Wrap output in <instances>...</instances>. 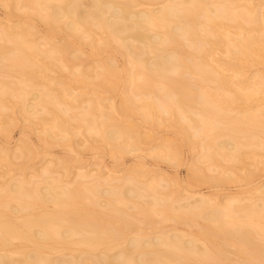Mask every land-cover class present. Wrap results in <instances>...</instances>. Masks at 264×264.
<instances>
[{
  "label": "bare ground",
  "instance_id": "bare-ground-1",
  "mask_svg": "<svg viewBox=\"0 0 264 264\" xmlns=\"http://www.w3.org/2000/svg\"><path fill=\"white\" fill-rule=\"evenodd\" d=\"M1 1L10 3L11 7L12 5L17 7L21 4L23 5L24 9L25 7H27L26 9H28V5H33L32 7L38 8V12H43V15H41V17L43 16V20H45L49 27V31L47 33V35H49V38H47L45 44L51 46L48 47L49 51H46L49 55L46 52L43 53H46L45 55H47V58L50 56L57 57V55L60 54L61 57H59V59L62 63V66L65 65L64 63H67L66 59H68V55L72 56L78 51L75 50V53L71 52L73 54L66 53L68 51H71L69 42L64 43V45L60 47H57V45L55 44H53L52 46L49 40L51 37L57 35V31L59 33L66 32L68 36H71L70 38H72V36L77 37L80 35H84V37L92 40L93 47L99 50L100 48H108L114 42L117 43V50H119V52L127 57L132 63L133 70L130 71L131 73L129 72L128 74H126V83L128 82L129 84H136L137 87L139 86V89V84L144 80L145 83H141V88H143L146 83L148 87L151 85H159L160 87L158 89L165 90L163 92H166V94L164 96L162 94V96L164 98H168L169 101L171 100L173 102L172 104H174L173 107L175 108L174 109L169 107V104L171 102L169 103L166 98L165 99L167 101H160V97L159 99H156L158 100L156 101L153 100L154 98L152 99V96L151 99H146L148 95L144 97L145 99L141 100L142 102L140 103V105L136 106L133 103V100H131L132 98L128 96L129 94L127 93L125 98L121 102L120 107L116 110L118 113H129L136 110L146 122H150L152 124H154L155 122H157L158 124H164L165 121L162 119V115L160 116V113H170V116L175 117V115H173L174 111L179 112L181 114V119L183 118L184 121L186 119L189 124L198 123L200 138L202 139V143L204 142L203 145L201 143L200 146L203 147L202 150L204 149L205 153L206 151H211V148L216 147L217 151L221 150V152H230L226 155H228L229 157L230 154H232L230 158L232 157L231 160H236L237 164L247 163V160L244 161L245 154L242 152L244 150L241 149V147H245L247 143L245 144L244 142L240 141L244 139L242 137H240L242 139H237V137H239V134L237 132L243 131L244 133L249 128H256L257 130H260V132H263L264 130V74H258L257 77L254 78V80L248 81V79H244L243 72L237 64L239 61H243L244 63H247L249 65H255L264 61V28L262 27L261 23L262 17L260 15V11L256 8V6L246 3L245 0H175L176 3L172 2L174 0H171V3L169 2V5H162L158 8L147 7L144 9H137V7H139L143 3L152 4L154 0ZM19 1L22 3L19 4ZM172 3L181 7H183L184 5L187 7L178 9L179 7L175 8V6H171ZM210 5H213L215 7L214 10H211ZM20 7L18 9H21ZM188 8L191 11L193 9L192 13L191 11H188ZM195 9L197 12L199 11L201 14H203V16L201 15L203 19L205 18V25L200 23L204 28V32L201 31V33L203 32L204 34L203 37L200 36L201 33L199 34L197 30L199 29L197 28V17H200V14L198 15L197 12L194 13ZM189 14L192 15L191 18L189 17ZM32 28V26L27 24L26 26L22 27L17 25L0 24V35L2 34L1 36H3V39L5 38L7 42L11 43V45L13 44V47L7 49V51H2L3 49L0 48V65L3 64L6 60H10L6 75H8V77L15 76V78L18 80L17 83L24 86L22 89H20L21 86L19 87L18 85H15L13 89L18 86L19 90L15 91L14 94L12 93L13 91H11L12 89H9L11 93L7 90L8 86L6 89V84L2 86L4 87V90L2 89L3 91L0 92V128L5 129L4 125H6V118L8 116L6 115L7 117H5L3 111L13 109V105H10V99L14 96L15 98L18 97V100H21H19L20 102H17L18 104L16 103L21 112H24L31 117H34V115L36 114L37 116H39L38 112H44V114H47L49 116L47 119H45L46 116L42 119L41 116L37 117L41 122H44V125L47 124V128L45 127V129H43L44 135L50 134L49 131H57L63 135L60 141L66 142L75 134L71 132L72 130L70 128V125L67 122L66 118L62 117L63 114H60L62 111L59 108L64 106V108L66 107L65 110L69 112L70 110L77 108L75 107V104L78 105V102L82 103L87 101L89 104V106L87 107L89 111H87L89 114L88 116L92 115L93 117H95L98 115V119L95 118L93 122L94 124H92L94 126L88 127V130H90V132H94L103 140H106L114 151L119 150L118 152L126 151L130 153L132 150H134L136 139L131 136V133L138 131L136 129V126L126 125L120 122V119V121L116 120V118L114 120L113 116L111 115L112 112L115 111V108L113 106H109L111 111H108L106 113L101 111L103 103L107 99L98 96L99 94L97 95V92H95L98 88H102L100 90H104L105 88L103 89V87L106 86V88L109 89V87L113 86V82L115 84V78L117 77L118 69H116L113 61L109 60V63L106 65L99 64L97 66V71L93 75H90L82 68L81 70L78 69V71L72 74V78L75 77L74 79H76L79 84H89L90 87L88 85L87 87L93 90V92L90 94L85 92L83 89L77 93H73V90L65 87L62 83H59L60 88H54L55 86H53V84L42 85V83L40 84V82L37 83V77L42 76V73L48 69L47 66L49 62L46 61V63V59L40 58L44 55L43 53H39V45H37L38 42L34 38L35 33L30 31ZM200 29H202V27ZM96 30H98L97 33L103 34L104 37L97 39L98 37L96 34ZM187 37L190 41L202 46V49L199 50L200 52L198 51L199 54H197L194 59L190 58L191 56L189 57L190 54L188 52L184 54L182 52V48L180 47L181 45L179 44V39L183 40ZM219 48H223L226 50V54L229 58L227 61L213 60L211 58L212 53ZM65 54H67V56ZM254 57H257V59ZM72 58H74V60L76 61L78 57L75 59V56H73ZM98 63L99 62H97L96 64ZM79 67L81 66L79 65ZM176 72L178 74L180 72L181 76L185 77L190 75L192 76V79L196 80L195 78H198L201 81H198V83L196 80L193 84L196 87L195 89L199 91V94H202V96H204V102H202V96V99L200 98L201 102L204 103L203 105H205L204 107L201 104L204 108H199L198 103L194 104L189 99H187L188 101L185 100L186 98L184 97L186 96V94L189 93L192 95L195 90L190 87L191 85L193 86L192 83L187 84L189 82H185L186 80H183L182 78L178 80V77L180 76H178ZM174 73L177 75V79H175L174 76V78L172 77ZM203 81L213 82L215 83V86L212 89H208L206 88V86H203L205 84V82L203 83ZM232 81H236V83H232ZM196 83L197 85H195ZM200 83H203V85H200ZM39 86H43L44 88H46V91H48L47 93L49 94L41 96L42 94L38 95V92L36 94L32 93L28 89L25 90L27 87H29V89H34L35 87ZM196 94L198 95V93ZM88 95H90V97H88ZM258 95L262 96L258 97ZM197 97H200V95ZM196 101L199 102L198 100ZM201 102H199V104ZM249 102L252 103V105L255 104L253 105L254 108H251L249 106L251 108L249 109V107H247L249 105ZM247 103L248 105L245 106ZM235 105L239 108H242L241 110L243 112L239 113L240 115H238L237 117L234 116L233 118H229V116L228 118H225L222 115L227 120L226 124L222 126L220 122L223 121L224 123V119H221L219 121L217 117L219 118L221 113L219 115L218 113L223 112L225 115H228L227 109ZM57 106L61 112L56 109ZM167 108H170L171 111H168ZM193 109L196 110V112ZM63 113H66V111ZM191 113H196L195 115L197 118H193L195 115H193L192 117ZM176 119L177 118L173 119V124L175 123L174 125L178 127L180 122L179 120L176 121ZM83 122L80 125L87 126L86 123ZM8 125L9 123L6 126ZM108 127L111 128L108 130ZM242 128H244L245 130H243ZM249 131L251 132V130ZM235 132L238 134L236 135V137L234 136L235 134H232ZM246 133L248 132L246 131ZM194 134H196V131ZM147 137H149V135ZM222 137H231L232 139H234L233 141H235V143L231 144L225 139L220 140V138ZM248 137L251 138L244 140H254L257 138L256 135H251ZM258 140L259 141L256 140L257 143L255 142V144H253V147H263L264 150V139L260 138ZM230 141L232 140L230 139ZM128 143L129 148L124 149V144ZM251 145H249L248 148H250ZM247 146L248 145H246V147ZM165 148V150H167L168 152L171 151V147H169V145ZM5 150L3 148L0 149V159L3 158L10 163V161H12L10 160V153L6 152ZM210 151L204 157H208V155H210L209 158H211L214 155V152H211L213 154L212 155ZM257 152L258 151L256 150H252V152H249V155L251 157H259L258 155H260L261 153L259 154ZM202 154L204 155V153ZM262 154V156H264V151ZM169 158L172 157L166 156V159L169 160ZM247 158H249V156ZM208 161L212 160L208 159ZM213 162H216L215 159L213 160ZM249 162L250 160L247 164H249ZM44 169H46L44 170V173L48 172L49 174V172L51 171L50 169L48 171V167ZM52 171L50 172V174H52ZM133 172L130 173L131 175L128 174L129 176H125L127 177L125 182L128 181L132 183L136 180L135 173L138 172ZM140 173L141 172H139L138 174ZM83 177L84 176L81 175V177L79 178L83 179ZM228 177L230 176L228 175ZM106 180L108 181V183L112 184L111 186L109 185L110 187L108 189L105 188L103 190H100L98 180V182L95 181L92 182V184H76L71 188L69 187V189L68 187H66L67 189L63 188L64 190H60L59 188L61 187H58V183L61 181L58 178H52L50 181H45V186L38 187L37 184V187H32L35 188L34 193L32 194L31 192H29L30 194L27 193V190H25V181L21 182L19 180L20 182L14 184L9 183L8 185H5L4 183L0 185V190H4V188L8 189L7 192L6 190L3 191L7 193H4V195L7 196L9 194V196L5 198L6 200H2V197L4 195L2 196L1 194L2 197H0V201H3L7 208V212L4 209L5 205L2 210L0 209V264L207 263L204 260L201 261L200 259L202 258H199L198 260L197 258L194 259V256H205L208 253H211L210 249L208 247L201 248L197 242V239L191 237L185 239L186 236L180 233H173L170 236H159L158 234V236L152 237L150 241H143V237L137 238L138 236L132 238L129 237V239L127 238V241L125 242V245L123 247H120L121 242L116 240L115 233L112 234V230L115 228L114 226H110L112 223V219L120 221V219L118 218L121 217L120 211L122 210L119 211L116 209V207L114 208V203L126 200L125 202L127 203L125 204L128 205L129 208L132 207L134 209H142L143 206L141 207L142 204L141 202L139 203V198L143 200L145 194L141 198V196H139L140 192H137L138 190L135 191L131 189L132 187L128 188L127 186V188H124V185V187H122V185H119L117 183V181L120 182V178L116 179L113 176H110V174L107 175ZM160 180L163 179L161 178ZM150 181L149 183L144 184L145 187L142 185L145 188L143 190L147 191V193L151 191L156 192V189L158 190L161 182L155 183V181L158 182V180H153V182ZM133 184L136 183L133 182ZM26 188L29 189L30 187ZM83 191L91 193L94 196V199L97 198V195L95 193L100 192L101 194H99V196L101 195L100 197H103V199L105 200L104 203L106 207H111L110 209L113 208V210L115 211L114 215H116L117 217H113H116V219L112 218V214H110L111 216H109V218L104 217L103 219L105 220V218H108L107 222L104 223V221H102V225L101 227H99L98 225L101 221L100 219L98 220L99 217H92V215L90 216L88 214L89 212L85 208V203L83 202L85 200L81 198V195L84 194ZM257 191L260 192V196L257 197V199H259L257 201L258 203L255 202V204H252V208L254 209L249 207L251 205H249L248 207L245 206L246 204H242L243 207L241 206L242 208L240 210L236 209V206L234 207L235 203L233 202L235 199L234 198L231 199L232 202H225L226 204H221L220 206H218L219 208L221 207L220 209L218 208L217 210H214V202H212L213 200L210 201V203L212 202L213 205H210L209 199L207 201L204 199L206 201L205 202L201 198H196L197 200L195 199L194 201H192L193 205L189 204V206L188 204H186L189 201L185 204L183 203L182 205L180 203V206L178 207L174 205V210L175 212L177 211L176 213H179V211H181V213L187 214L184 217L187 216L188 220H186V218L184 219L185 222L188 221V224L190 225L195 222V219L191 216L196 217L197 213L198 215L200 214L201 218H203V220H205L206 223L209 224L208 227L207 224H205L204 226H200V229L202 228L200 230V233L202 234L203 238L207 235L206 231L207 233H209L212 229H214L212 226L214 225L215 227V225L217 224L219 230L217 227L218 231L215 232L218 234L214 232V230L216 229L212 230V232L220 237L223 235L227 239L233 238L234 236L231 237L230 235L235 232L231 231V233V229L226 227V225L228 226L230 224L231 226H234V224H237L238 221H241L240 224L242 225V227L243 224H245L246 226L244 227L242 232L243 236H237L238 238H246L242 239V241L245 240L244 242H246L249 238L247 236L250 232L254 231V234L256 232V234L259 235L260 238V235L264 233V188H258ZM33 194H35L38 200ZM120 195H122L123 199L119 198ZM152 195L154 196L156 195V193ZM30 197L32 199H36L32 201H40L41 203L46 205L49 204L48 206H52L51 210L43 211L41 213H32L30 211L26 213V211H28V209H31V207L34 205V203L32 204V201H30L31 203L29 202ZM253 199H251L250 201H253ZM149 201H143L146 203L144 205V208L146 206V209H148L147 211H152L154 214L160 215L162 213V209L156 210V208H152V206L155 207V200L152 203ZM156 201L159 200L157 199ZM238 201H240L239 198ZM238 201L236 203H238ZM156 205L158 207L161 206V204L160 206L158 204ZM209 206L213 210H209ZM21 213H25V216L20 219H13L12 217H10V215L12 214ZM116 213L119 215H117ZM122 213L124 214V212ZM169 216L170 215L164 214V218L166 220H175V218L178 217L177 214H175L176 217L172 216L173 218ZM89 220L95 222L92 223ZM126 220L128 219H125V224H123L127 226L126 223H130ZM88 221L91 223L88 224ZM106 223L108 225H106ZM115 223L113 221L112 225ZM103 224H105V227L107 229L105 227L104 229H102ZM109 227H112L113 229ZM209 228L211 229L208 230ZM76 236L80 237L76 239ZM55 238L59 239L55 240ZM260 238L258 240H260ZM220 240H222L219 241L221 244V242L223 243L224 240L228 241L231 239L223 240L221 238ZM14 241H21L22 245H14ZM262 241L260 240V243H258V241L256 243V247H258L257 250H259L255 251L256 257L255 255H253V249L251 250L247 246H245V248L240 251L242 256L247 255L248 257L249 255H251L250 252H252V255L255 257V264H262V262L264 263V242ZM220 244H217L218 246H216V249H218L219 253L223 251L222 254H220L223 255L224 250H221L223 244ZM224 244L227 243L224 242ZM251 244H253V242ZM71 245L79 246L82 248L80 250H77L78 252L75 255L71 253L60 254L56 256L45 255V251L59 252L61 251V248L59 247L67 249ZM119 247L120 249L116 251L115 249ZM252 247L254 248L253 245ZM114 250L115 252H113ZM74 252H76V250H74ZM218 252L217 254L219 255ZM211 255H213V252ZM250 257L251 256H249L248 258ZM249 264H251V262H249Z\"/></svg>",
  "mask_w": 264,
  "mask_h": 264
},
{
  "label": "rangeland",
  "instance_id": "rangeland-1",
  "mask_svg": "<svg viewBox=\"0 0 264 264\" xmlns=\"http://www.w3.org/2000/svg\"><path fill=\"white\" fill-rule=\"evenodd\" d=\"M169 2L171 3V0H154L152 4L143 3L142 5L137 7V9H144L147 7L148 8H156V7L158 8L162 5H169ZM172 2H175V0ZM245 2L248 4H251L253 6H256V8L260 11V15L262 17L261 23H262V27L264 28V0H245ZM18 3L20 4L22 2L19 1ZM20 6L18 5L16 7V6L12 5V7H11L10 3H8V2L5 3L4 1L0 0V24L1 25H7V24L8 25H17V26H21V27L26 26V24L32 26L33 28L30 31L35 33L34 38L38 42L37 45H39L38 48L40 49V50L38 49L39 53L46 52L48 50V47H51V46H49L48 44H45L47 38H49L48 37L49 35H47V33L49 31L48 30L49 27H48L47 23L45 22V20H43V16L41 17V15H43V12L42 11H41V13L38 12V10H37L38 8L32 7L33 5H30V6L28 5V9H26L27 7H25V9H24L23 5H21V4H20ZM171 6H173V7L175 6V8L179 7L178 9H182L183 7H187L185 5L183 7H181L179 5H174V3H172ZM210 6H211V10H214L215 7L213 5H210ZM19 7L21 9H18ZM188 11H191V10L189 9ZM192 11H193V9H192ZM192 11H191V13H192ZM195 12H197L196 9L194 10V13ZM197 13H198V15L200 14L199 15L200 17H197V19H198L197 24L199 25V27L197 25V28H199L197 30L200 34L201 31L204 30L202 24H204L205 18L203 19V17H202L203 14H201L199 11ZM189 17L191 18L192 15L189 14ZM200 23H202V24H200ZM55 27H56V25H55ZM201 27H202V29H200ZM97 31L98 30H96V34L98 37L97 39H99L101 37L103 38L104 35L101 33H97ZM203 32L200 34L201 37H203V35H204ZM58 33L59 32L57 31V35L54 34L56 36L51 37L49 40V42H50V44H52V46H53V44H55V45H57V47H60V46L64 45V43L69 42V45L71 46L70 47L71 51H68L66 53L73 54L71 52L75 53V50L78 52H76L77 54L75 53L72 56H69V55L67 56V54H65L68 59H66L67 63H64L65 64L64 66L61 65L62 63L60 62V59H59V57H61L60 54H58L59 56L57 54H54V55H57V57L55 56L56 59L54 56H50L52 58L48 57L50 59L49 60L47 58V55H45L46 53L48 54V52L43 53V55L45 57L43 56L40 58L46 59L45 62L48 61L49 64L47 66L48 69L42 73V76L37 77V80H36L37 83L40 82V84L42 83V85H45V84L52 85L53 84V86H55L54 88H56V87L60 88L59 83H62L65 87L69 88L70 90H73L74 91L73 93H77L83 89L85 92L90 94L93 92V90H91L89 88L90 87L89 84L86 83L85 84L86 87L84 84H79L76 81V79H74L75 78L74 76H73L74 78H72V74L74 72L78 71V69L81 70V68H82L83 70L87 71L90 75H93L97 71V66L99 64H105L106 65L109 63V60H112L114 65L116 66V69H118V73H117L118 78L117 77L115 78V80H116V81L114 80L115 84L113 82V86L109 87V89L106 88V86H104L103 87V89L105 88L104 90H100L102 88H98L95 92H97L96 93L97 95L99 94L98 96L107 99L103 103L101 111H103L105 113L108 111H111L109 106H113L115 108V111L112 112L111 115L113 116L114 120H115V118H116V120L120 119L121 121L120 120L119 121L126 124V125L136 126V129L138 131L131 133L132 135L129 134L136 139V143L134 145L135 149L132 150L130 153L126 152V151L125 152L124 151L118 152L119 150L114 151L111 148L110 144L106 140H103L94 132H90V130H88V127L94 126L92 124H94L93 122H94L95 118L98 117V115L95 117H93L92 115L88 116L89 111H88L87 107L89 106V104L87 101H85V102L80 101L82 103L78 102L79 106L77 104H75V107H77V108H74V109L70 110L69 112L67 110H65L66 107L64 108V106L59 108L62 112L58 109V106L56 107V109H58L59 112H61L60 114H63L62 117L66 118V120L69 123L70 128L72 130L71 132L73 134H75L68 141L61 142L60 139L63 137V135L57 131H51V132L49 131L50 134L44 135L43 129H45V127L47 128V126H46L47 124L44 125L43 124L44 122H41L39 120V118H37V117L41 116V119H42L46 116L45 119H47L49 117L47 114H44V112H40V113L38 112L39 116H37V114L34 115V117L28 116L26 113L21 112V110L19 109V107L17 105L18 104L17 102H20L21 100L19 99L20 100L19 101L17 99L18 97L15 98L13 96L10 99L11 100L10 105H13L12 106L13 109L3 111V114L5 115V117L8 116L6 118L7 120L5 119L6 120L5 124L7 125L9 123L10 126L4 125L5 127L4 126L3 127L5 129L0 128V149H2V148L4 150L6 149L5 151L10 153L9 156L12 157V158L10 157V160H12V161H10V163H9L3 158H1L2 160L0 159V185H2L4 183H5V185H8L9 183L14 184V183H17L20 181L21 182L25 181L26 182V183H24V186L26 185L24 187L25 190H27V193L31 192V194H32V193H34V190H35V188H32V187H37V184H38V187L45 186V184H46L45 181H50L52 178H54V179L58 178L61 181L58 183L59 184L58 187L62 188V189L59 188L60 190H64L66 187H68V189H69V187L71 188L72 186H74L76 184H78V185L92 184V182H95V181L98 182V180H99V184H98L99 189L103 190L105 188L108 189L112 185V184L108 183V181L106 180L107 175L110 174V176H113L116 179L120 178V182L117 181V183L119 185H122V187H124V186H125L124 188H127V187L131 188L132 187L131 189H133L135 191L138 190L137 192H140L139 196H141V198L145 194L143 197V200H141L139 198V200H140L139 203L141 202L142 205L141 204L140 205H141V207L143 206L142 209L141 208H137V209L135 208L134 209L132 207L129 208L128 205L125 204V203H127V202H125L126 200L114 203V208L116 207V209L119 211L122 210L120 212L121 213L124 212V214H125L124 215L123 213L122 214L120 213L121 217L118 218V219H120V221L112 219V223H113V221H114V223L119 222V223H115L113 225L111 223L110 226H114L115 229H113L112 227H109V228L114 230V231L112 230V234L113 233L116 234V237H115L116 240L121 242L122 245L120 244V247H123L125 245V242L127 241V238L129 239V237L132 238V237L138 236L137 238L143 237V239H142L143 241H145V240L150 241L152 237L158 236V234H159V236L160 235H162V236H166V235L168 236L169 235L170 236L173 233H180V234H183L186 236L185 239L186 238L188 239L189 237L197 239L198 240L197 242L201 248L202 247H208L210 249L211 253H208L205 256H199V257L194 256V259L197 258V260H198L199 258H202V259H200L201 261L204 260L207 262V263L203 262L204 264H231V263L232 264H235V263H237V264L238 263L239 264L240 263L241 264H244V263L249 264V262H251V264H253L255 262V257H256L255 251L258 248V247H256L257 246L256 243H257V241H258V243H260V240L262 241L264 239V233L262 235H260L261 236V238H260L259 235L256 234V232H255V234H254V231L250 232L247 236L249 238L247 239L246 242H244L245 240L242 241V239L244 237L243 238L240 237L241 241H242L241 242L240 238H238V236L239 235L243 236L242 232H243V229L246 225L243 224V227H242V225L240 224L241 221L240 222L238 221L237 224H234V226H231L230 224L228 226L226 225V227L231 229L230 232L231 231L235 232V233L231 232L232 235H230V236L231 237L234 236L238 239L233 237L234 239L228 238V239H231V240H228L223 235L221 237L216 235L218 233H216L215 231L219 230V227L217 226L218 224L215 225V227H214V225L212 226L210 224L214 229H216V230L212 229V230H214V232L216 234L214 232H212V230L209 233H207V231H206L207 235L204 236V238H203L202 234L200 233V230L202 229V228L200 229V226H204L207 223L205 220H203V218H201V215L199 214L200 215L199 216L197 213L198 216L197 215H196V217L191 216L195 219V222L192 223L193 225L192 224L190 225V224H188V221H186L187 222L186 223L185 219H184V218H186V220H188L187 216L184 217L187 214L181 213V211H179V213H176L177 211L175 212L174 209H175V206H177V207L180 206L179 205L180 203L182 205L183 203L185 204L188 201L189 202L186 204L193 205L192 201H194L196 198L197 199L201 198L202 200L205 199L206 201L209 199V203H210V201L213 200L212 202H214V207H213L214 210H217L219 208L218 206H220L221 204L224 205V204L228 203V201H231V199H234V198L235 199L233 202L236 205L234 203L233 204H234V207L236 206V209H238V210H240L243 207L242 204L243 205L246 204L245 206H247V207L249 205H251L249 207L252 208L253 203L254 204H255V202L258 203L257 201L259 199H257V197L260 196L259 195L260 192L257 191V189L258 188H261V189L264 188V156H262L263 155L262 153L264 150H263V147L262 148L253 147L254 146L253 144H255L256 140L259 141L258 139H260V138L264 139V130H263V132H260V130H257L256 128L255 129L249 128L248 130H246L248 133H246V131L244 133H243V131L237 132L239 135L236 132L232 133V134H235L234 135L235 137H236V135L239 136V137H237V139H242V138L248 139V138H251V137H248L251 135L257 136L258 139L256 137H254V138H256L254 140L253 139H250L247 141H245L244 139L240 140V141L244 142L245 144L247 143L246 145H248L246 147V145L243 143L245 145V147H243V148L241 147V149L244 150V151H242L245 154V160L244 161L247 160L246 162L248 163V161L250 160L249 164H247V163H244L245 165L239 164V163L237 164L236 160L235 161H234V159L231 160L232 157L230 158V156L232 154H230L229 157H228V155H226V154H229L230 152L226 153V151H224V152L223 151L221 152V150L217 151L216 147H213L214 149L211 148L212 149L211 151L209 150L210 153L214 152L213 153L214 155L211 153L213 155L212 156L213 158L212 157L209 158L210 155H208V157H204L205 155L208 154L209 151L208 152L206 151V153H205L204 149L202 150L203 147L200 146L202 143V139L200 138V134H199L200 130H198L199 129L198 123H194V124L190 123V124H192V125H190L186 119H185V121L183 118L181 119V114L179 112L174 111V109H175L173 107L174 104H172L173 102L171 100L169 101L168 98L165 97L169 101V103L171 102L170 103L171 105L169 103L168 104H169L170 108H174L173 109V111H174L173 115H175V117L170 116L169 115L170 113L169 114L163 113L164 115L160 113V116L162 115V119L165 121L164 124H158L157 122L152 124L150 122H146L145 120H143V118L140 116V114L136 110L129 112V113H118L116 111L120 107L121 102L123 101V99L125 98L127 93L129 94L128 96H130L132 98L131 100H133V103L136 106L140 105V103L142 102L141 100L145 99L144 97H146L147 95L148 96L150 95V96L149 97L147 96L146 99H148V98L151 99V96H152V99L154 98L153 100L159 99V97H160V99H159L160 101L166 100L163 97L166 94V92H163L165 90L158 89L160 87L159 85H155V86L151 85V86H149L150 87L149 88L147 86V83H146V85H144V87L141 88V85H142L141 83H143V84L145 83V80H144L141 83L139 82L140 83L139 84L140 89H139L138 88L139 86L137 87L136 84L134 85L133 83L132 84H129L128 82L126 83V80H125V77L127 76L126 74H128L130 71L133 70L132 63L127 57H125L123 54H121L119 52V50H117V47H118L117 43L114 42L108 48H106V49L100 48V50H99V49H96L95 47H93L92 40L84 37V35H80L77 37L72 36V38H70L71 36H68L66 32H61L59 34ZM1 38H0L1 39L0 40V48L3 49L2 51H7V49H10L11 47H13L12 46L13 44L11 45V43L7 42L5 38H4L5 39L4 40L3 36H1ZM187 39H188V37L186 39L184 38L183 40L179 39V44L181 45L180 47L182 48V52L184 54H186L188 52L190 54L189 57L191 56L190 58L194 59L196 57V55L199 54L198 51L202 49V46L195 43V42L190 41L189 39L187 40ZM182 41H184V42H182ZM187 41H189V42H187ZM197 45H199V46H197ZM1 49H0V51H1ZM73 56H75V59L77 57L79 59L77 58L75 61L74 58H72ZM69 57H71V58H69ZM211 58L213 60H221V61H227L229 59L227 54H226V50L223 48H219V49L215 50L212 53ZM254 58L257 59V57H254ZM67 60H69V61H67ZM59 62H60V65H59ZM97 62H99V63L96 64ZM9 63H10V60H8V61L6 60L3 64L0 65L1 66L0 68H2V69H0V86H1L0 92H2L4 90V87H2V86L4 84H6L5 85L6 89L8 86L7 90L9 91V89H12L11 91H13L12 93L14 94L15 91L19 90L20 86H21L20 89H22L24 86L17 83L18 80L15 78V76L8 77V75H6V71H7ZM79 65L81 67H79ZM237 65L241 68V70L243 72L244 79H248V81L254 80V78H256L258 74L259 75L264 74V61H262L259 64H255V65H249L247 63H244L243 61H239ZM176 74L178 76H180V77H178V80L182 78L183 80H186L185 82H187V81L189 82L187 84H191V83L193 84L194 81H196V80H197V82L198 81L201 82L198 78H195L194 76L193 77L196 80L192 79V76H190V75L184 77V76L180 75V72H179V74L176 72ZM176 74L174 73L172 75V77L174 76L175 79H177ZM233 81H232V83H236V81L235 82H233ZM204 82H205V84L203 85ZM203 83L202 84L200 83V85L206 86V88H208V89H210V88L212 89L215 86L214 85L215 83H213V82L203 81ZM78 84L80 85V87ZM15 85H18L19 87L16 86V88L13 89L15 87ZM87 85L89 87H87ZM132 85H134V86H132ZM195 85H197V83ZM190 87L193 88L197 92L194 91L195 93L193 92L192 95L189 93L186 94V96L184 97V98H186L185 100L188 101L187 99H189L194 104L198 103L199 108H202L203 106L205 107V105H203L204 103H202V102H204V98H203L204 96H202V94H199V91L195 89L196 87L194 86V84H193V86L191 85ZM27 89L30 90L32 93L37 94V92H38V95L42 94L41 96H45V95L49 94V93H47L48 91H46L47 89L44 88L43 86L35 87L34 89H32V88L29 89V87H27L25 90H27ZM11 91H9V92L11 93ZM196 93H198V95ZM162 94H163V96H162ZM199 95H200V97H197ZM201 96L203 98L202 102L200 100ZM260 96H262V95H258V97H260ZM88 97H90V95H88ZM193 98L194 99L197 98V99L194 100ZM85 99H87V98H85ZM192 99H193V101H192ZM196 100H198L201 103L199 104V102H197ZM156 101H158V100H156ZM156 103H158V102H156ZM200 105H201V107H200ZM247 105H248V103L245 106H247ZM253 105H255V104H253ZM253 105H252V103L249 102V105L247 107L250 106L251 108H254ZM250 107H249V109H251ZM170 108H167V110L171 111ZM244 108H246V107H244ZM241 109L242 108H239L236 105L231 106L227 109L228 115H225L223 112H219L218 115L221 113L220 114L221 117L219 116V118L217 117V119H219V121L221 119H224V123H223V121L220 122V124L223 126L227 122V120L225 118H228V116H229V118H231V117L233 118L234 116L237 117L238 115H240L239 113L243 112ZM65 111H66V113H63ZM194 111L196 112V110H194ZM67 112H68V114H67ZM1 113H2V111H1ZM109 113H111V112H109ZM96 114H97V112H96ZM191 114L193 117V115H195L196 113H191ZM195 117H196V115L193 118H195ZM175 118H177L176 121L179 120V122H180V124L178 125L179 129L177 126L174 125L175 123L173 124V119H175ZM37 119L39 122L37 121ZM83 121L86 123L87 126L80 125V124H82ZM174 126L176 129L174 128ZM110 128L111 127H108V130ZM242 129L245 130L244 128H242ZM249 130H251V132ZM195 131H196V134H194ZM148 135H149V137H147ZM240 137H242V138H240ZM224 139L227 140L228 142H230L231 144L235 143V141H233L234 139H232L231 137L220 138V140H224ZM230 139L232 141H230ZM203 143H202V145H203ZM168 145H169V147H171L170 148L171 151H169V152L167 150H165L166 149L165 147ZM249 145H251L250 148H248ZM123 148L124 149L129 148V143L124 144ZM252 150L258 151L257 153H259V154L261 153L260 154L261 156L260 155H258L259 157L254 156L255 158L253 156L251 157L249 155L250 154L249 152L250 151L252 152ZM202 153H204V155ZM201 155L203 156V158ZM166 156L167 157L171 156L172 158H169V160H168V159H166ZM248 156H249V158H247ZM250 158H252L253 160ZM208 159L212 160V161H208ZM214 159L216 161L215 163L213 162ZM43 167L44 168L48 167V171H49V169L51 171L53 170L52 174H50L51 171L49 172V174H48V172L44 173V170H46V169H44ZM65 171H67V172H65ZM131 171L132 172L137 171L138 173L141 172L140 174L135 173L136 174L135 175L136 180L133 182L136 184H133V182L131 183L128 181L125 182V180L127 179V177H125V176H129L128 174L132 173ZM231 173H234V174H231ZM46 174H48V175H46ZM81 175L84 176L83 179L79 178V177H81ZM228 175L230 177H228ZM156 177H158V178H156ZM161 178L163 180H160ZM153 180L154 181L158 180V182L155 181V183L161 182V185L159 184L160 186L158 187V190L156 189V192L151 191V192L147 193V191L143 190V189H145L144 184L149 183V181L153 182ZM80 181H81V183H80ZM137 181H138V183H137ZM77 182H79L80 184ZM126 184H128V185H126ZM34 185H36V186H34ZM113 185H114V183H113ZM26 187H30V188L28 189ZM5 190H6V192L8 191V189H5V188H4V190H0V197H2L4 195L5 192H3V191H5ZM140 190H142L143 192ZM83 192H84V194L81 195L82 196L81 198L83 200H85V201H83L85 203L84 204L85 208L89 212L88 214L90 216L92 215V217L93 216L99 217L98 220L99 219L101 220L99 222L100 224L99 225L97 224L99 227H101L102 221H104V223L107 222L109 216H111L110 214H112V216H111L112 218L116 219L117 216L114 215L115 211L113 210V208L110 209L111 207L110 208L108 206L106 207V205L104 203L105 200L103 199V197L102 198L100 197L101 195L99 196V194H101L100 192L95 193L97 195L96 199H94V196L91 193H88L86 191H83ZM155 193L157 196L156 195H154V196H156L157 198L152 195ZM1 194H2V196H1ZM5 194H7V193H5ZM158 194H160V195H158ZM33 195L35 196V194H33ZM4 196L2 197L3 198L2 200H6L5 198L8 197L9 194L7 196L6 195H4ZM151 196H153L154 199ZM251 197H253L254 199ZM35 198L37 199L36 196H35ZM35 198L32 199L30 197L31 200L29 199V202L34 200ZM119 198L121 199L122 195H120ZM238 198L240 201H238ZM97 199H98V201H97ZM157 199L159 201H156ZM236 199H237L238 203H236L237 202ZM251 199H253V201H250ZM144 200H145V202L150 200L149 202H151V203L155 200L154 202L156 204H158L159 206L161 204V206L158 207L156 204L153 203L155 207L152 206V208L153 209L156 208V210L162 209L161 210L162 213L160 215H156L152 211H147L148 209H146V206L144 208V205L146 204L145 202H143ZM2 202L0 201V203H1L0 209L1 210L3 209V207L5 205L4 202L3 203ZM159 202H160V204H159ZM212 202L210 203V205L211 204L213 205ZM259 202H261V201H259ZM33 203H34V205L31 207V209H28V211H26V213H28L29 211L32 213H41L43 211H50L52 208V206H48L49 204L46 205V204L41 203L40 201H36V202L32 201V204ZM172 207H174V208H172ZM147 208H148V206H147ZM4 209L7 212L6 205H5ZM208 209L210 210L212 208L209 206ZM252 209H254V208H252ZM164 214L170 215L171 217L175 216V214H177L179 218L178 217L175 218L176 217L175 216L174 217L175 220L174 219L173 220H170V219L166 220L164 218ZM117 215H119V214H117ZM23 216H25V213L10 215V217H12L13 219H20ZM113 216H116V217H113ZM233 216H235V215H233ZM104 217H108V218L107 219L105 218V220H103ZM72 218H74V217H72ZM89 219H91V218H89ZM125 219H128L126 221L130 223V224L126 223L127 226L124 225ZM89 221H91V220H89ZM89 221L87 222L88 224L92 222V221L91 222H89ZM94 222L95 221H93L92 223H94ZM106 225H108V224L106 223ZM208 225L209 224H207V227H208ZM104 227H105V224H103L102 229H104ZM217 227H218V230H217ZM210 229L211 228H209L208 230H210ZM79 237L76 236L75 238L78 239ZM221 238L223 240L224 239L228 240V241L224 240L223 243L221 242V244L224 245V246L222 245V249L220 248L221 250H224L223 255H220V254H222L223 251L221 253H219L218 249H216V246H218L217 244H220L219 241H222V240H220ZM259 238H260V240H258ZM56 239H59V238H55V240ZM244 239H246V238H244ZM123 240H125V241H123ZM251 240H252L253 244H251L252 243ZM254 240H256V241H254ZM58 241H60V240H58ZM224 242H226L227 244H224ZM262 242H264V240ZM249 243H250V245H249ZM13 244L21 246L22 242L21 241H14ZM214 245H215V247H214ZM252 245L254 246V248L252 247ZM245 246L249 247L251 250L253 249L252 251H254L253 255H255V257L252 255V252H250L251 255L248 254L249 256H251L250 258H248L249 256L247 257V255H245L246 257L243 255L245 258L242 256L240 251L243 250V248H245ZM120 247L116 248L115 250L116 251L119 250ZM219 247H221V246H219ZM59 248H61V251H59V252L45 251V255L46 256H56V255H60V254H69V253L75 255L78 252L77 250H80L82 247L71 245L67 249H64L63 247H59ZM74 250H76V252H74ZM115 250L113 252H115ZM216 250L219 253V255L217 254ZM251 250H249V251H251ZM257 251H259V250H257ZM212 252H213V255H211ZM203 257H204V259H203ZM249 259H252V260H249ZM257 262H258V260H257ZM262 264H264V263L262 262Z\"/></svg>",
  "mask_w": 264,
  "mask_h": 264
}]
</instances>
